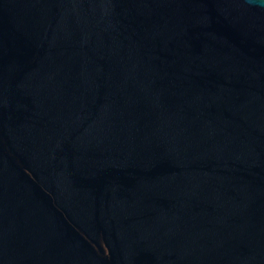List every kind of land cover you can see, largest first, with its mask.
<instances>
[{
    "label": "water",
    "instance_id": "obj_1",
    "mask_svg": "<svg viewBox=\"0 0 264 264\" xmlns=\"http://www.w3.org/2000/svg\"><path fill=\"white\" fill-rule=\"evenodd\" d=\"M0 264H264V0H0Z\"/></svg>",
    "mask_w": 264,
    "mask_h": 264
}]
</instances>
